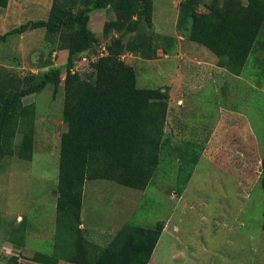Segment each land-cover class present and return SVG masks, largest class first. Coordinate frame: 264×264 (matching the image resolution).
<instances>
[{
	"label": "rangeland",
	"instance_id": "rangeland-1",
	"mask_svg": "<svg viewBox=\"0 0 264 264\" xmlns=\"http://www.w3.org/2000/svg\"><path fill=\"white\" fill-rule=\"evenodd\" d=\"M51 3L8 1L7 7H0L1 14L5 12L0 33L28 20L45 19ZM181 3L153 0L154 30L176 37L174 51L163 53L159 49L153 59L129 52L122 55L135 68L138 87L168 89L166 142L160 149L159 163L143 190L105 179L86 180L81 210L88 229L85 234L103 246L108 240L102 231L116 232L124 223L152 227L164 220L165 227L148 264H264L263 191L259 182L264 153V51L256 42L239 75L218 66L210 50L178 34ZM199 10L205 8L200 6ZM114 18L110 10L89 13L94 45L75 58L74 71L82 76L91 71L90 63L103 54L102 48L113 35L110 32L105 36L103 28ZM18 39L21 47L26 43L33 50L22 54ZM66 57L65 50L51 51L42 28L10 35L0 43V67L11 65L5 69L20 76L52 66L64 67ZM64 74L63 69L61 78ZM63 95L61 81L55 94L53 86L47 84L22 99L36 109L33 156L24 160L14 154L0 161V264H9L7 259L13 255L20 264H41L30 259L33 253L52 252L58 129L66 128ZM220 122L219 128L224 125V130L228 123L236 125L226 138H214L226 142L225 152L219 154L216 146H211L192 164L202 151L192 136L206 134ZM20 140L17 131L15 150ZM192 165L195 170L191 169V178L181 187ZM58 264L71 263L61 260Z\"/></svg>",
	"mask_w": 264,
	"mask_h": 264
},
{
	"label": "trees",
	"instance_id": "trees-1",
	"mask_svg": "<svg viewBox=\"0 0 264 264\" xmlns=\"http://www.w3.org/2000/svg\"><path fill=\"white\" fill-rule=\"evenodd\" d=\"M7 3L0 0V7ZM200 6L205 10L200 11ZM95 9L114 12L115 18L103 28L105 36L113 35L105 53L93 60L91 71L82 76L73 67L76 57L93 48L95 36L88 21ZM37 28L44 30L51 51L67 52L65 66L23 76L0 67V161L14 154L32 159L36 109L22 99L47 84L55 94L63 83L66 128L59 136L52 252L37 251L30 259L41 264L61 260L71 264H148L165 221L152 227L124 223L105 245H99L88 239L81 227L83 187L86 180L97 179L139 190L149 184L166 142L169 93L168 89L138 87L135 68L122 55L129 52L153 59L159 49L174 51L177 39L154 30L153 0H52L45 19L13 27L0 34V43L10 35ZM176 29L179 35L210 50L218 66L239 75L256 42L264 51V0H182ZM17 131L21 140L15 150ZM189 167L181 187L192 174L193 165ZM260 167L264 231V153ZM7 261L20 264L16 255Z\"/></svg>",
	"mask_w": 264,
	"mask_h": 264
},
{
	"label": "crops",
	"instance_id": "crops-1",
	"mask_svg": "<svg viewBox=\"0 0 264 264\" xmlns=\"http://www.w3.org/2000/svg\"><path fill=\"white\" fill-rule=\"evenodd\" d=\"M8 1H10V0H8ZM8 6V4L6 5V7ZM3 9V8H2ZM7 8H5L4 10H6ZM5 12H3L2 14H1V12H0V21L1 20H3V17H4V14ZM2 25L4 24V23H1ZM0 24V25H1ZM37 29H39V28H37ZM4 32H2V33H0V34H3ZM24 33V32H23ZM22 34V33H21ZM20 36H22V35H20ZM20 39H21V37H20ZM8 40V38L6 39V41ZM19 40V39H18ZM5 41V42H6ZM5 42H2V43H5ZM18 49H19V51L22 53V54H27V53H29L31 50H33L31 47L29 48V46L26 44V43H24V47H21V40H19V46H18ZM103 49V53H105V48L103 47L102 48ZM57 51H61V50H53V53H56ZM63 52H64V50H62ZM3 66H5L6 68L8 67H12L11 65H9L8 66V64H4ZM216 67H218V66H216ZM181 101V100H180ZM170 105V104H169ZM168 111H169V108H168ZM220 124H222L221 122L217 125H215L214 127H213V129L211 130V131H209L208 133L206 132V134H204V133H202V132H198L196 135H193L192 137L195 139V141L193 140V143L194 144H196V145H199V147L200 148H202V151L200 152V154H199V157H202V156H205L206 155V153H207V149L208 148H210L211 146L214 148V145L216 146V149H217V153H219V154H221V153H223V152H225V151H222L224 148H226V142L225 141H222V142H220V140H217L218 138H221V139H224V138H226V136H229L230 135V131H231V129L233 130H235V128H236V125L235 124H231V123H228L227 124V126H229L228 127V129L227 130H224L223 128L225 127L224 125L223 126H221L220 128H219V125ZM225 124V123H224ZM226 125V124H225ZM60 127H62L61 126V123H60ZM59 130V136H60V134H61V131L62 130H60V128L58 129ZM214 138H217L216 140H214ZM192 142V141H191ZM228 142H229V145H230V139H228ZM225 145V146H224ZM172 148H175V146L173 145V144H171L170 145ZM224 150H226V149H224ZM211 157V156H210ZM212 158V157H211ZM199 159V158H198ZM198 161V160H197ZM197 163V162H196ZM193 170H195V169H193ZM193 173V172H192ZM191 178V177H190ZM189 178V179H190ZM86 183V182H85ZM85 183H84V186H85ZM184 190H186V189H184ZM55 199H56V197H55ZM82 210V209H81ZM81 220H82V217H81ZM83 221V220H82ZM81 227L85 230V232L86 231H88V229L87 228H85V226H84V224H83V222H82V224H81ZM96 228V227H95ZM89 232L90 233H93L90 229H89ZM103 232H106V239L107 240H109L111 237H112V233H115V232H113V231H111V230H106V231H102V233ZM21 255V254H20ZM17 256V255H16ZM18 261H20V259L18 258Z\"/></svg>",
	"mask_w": 264,
	"mask_h": 264
},
{
	"label": "water",
	"instance_id": "water-1",
	"mask_svg": "<svg viewBox=\"0 0 264 264\" xmlns=\"http://www.w3.org/2000/svg\"><path fill=\"white\" fill-rule=\"evenodd\" d=\"M259 171L261 172V167L259 168Z\"/></svg>",
	"mask_w": 264,
	"mask_h": 264
}]
</instances>
